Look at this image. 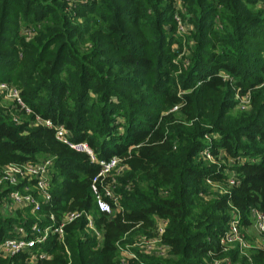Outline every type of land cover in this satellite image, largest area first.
<instances>
[{"label": "trees", "instance_id": "obj_1", "mask_svg": "<svg viewBox=\"0 0 264 264\" xmlns=\"http://www.w3.org/2000/svg\"><path fill=\"white\" fill-rule=\"evenodd\" d=\"M261 1L0 0V81L16 85L32 111L0 103V166L52 160L49 200L25 180L0 191L1 208L27 183L41 199L39 218L28 207L0 209V241L15 225L31 237L32 224L81 212L63 240L51 233L32 249L42 258L20 251L0 254V264H264L263 246L246 256L219 244L233 210L244 238L252 210L264 214ZM22 25L33 29L29 38ZM35 115L98 159L126 164L110 175L111 213L99 211L91 189L99 165L33 123ZM205 150L213 161L202 159ZM110 181L98 180L100 191ZM157 219L165 221L162 254L128 246L155 238Z\"/></svg>", "mask_w": 264, "mask_h": 264}, {"label": "built area", "instance_id": "obj_2", "mask_svg": "<svg viewBox=\"0 0 264 264\" xmlns=\"http://www.w3.org/2000/svg\"><path fill=\"white\" fill-rule=\"evenodd\" d=\"M176 20L178 23V31L184 32L189 28L188 25L181 22V19L179 17H176ZM23 31L24 35L30 36L33 29L27 27L24 28ZM0 93H6L8 96H10L13 100V103L26 114H30L32 112L28 105H26L25 102L22 100L19 89L17 87H11L8 85V83L0 81ZM248 95L249 94L247 93L246 95L241 97L240 102H242L243 104H239L240 107H248ZM15 119L17 120V118ZM33 123L48 128H53L55 130L56 137L58 140L62 141L70 148L78 152L87 154L91 162H94L99 165V172L92 180L91 189L94 194L95 203L99 211L103 213H111L112 209L110 200L116 202L117 199L113 196V185L111 183H114L115 178L110 175H118L127 168L126 164L123 163L122 159L117 156H112L106 160L98 159L86 142H74L70 140V135L68 131L62 125L53 124L50 119H44L41 118L39 115H35ZM202 159L213 161L211 154L206 150L202 152ZM51 166L52 160L49 158L36 162H25L23 164L8 163L3 166H0V187L3 185L13 186L25 180L33 185V188L37 191V194L40 195V197L43 198L44 201H47L50 199L48 189ZM106 177H111V181L107 183L105 182V184L102 185V190L100 191L97 185V181L101 180L102 182V180ZM232 184H234L233 176H231V178L229 179V185ZM29 187L30 184L27 183L21 188L13 189L7 192L1 199L2 209L12 212L14 209L17 208L29 207L32 211L37 212L40 209L41 199H37L36 195L32 193ZM2 188L3 187H1L0 191H2ZM5 198H8L7 202ZM233 212L235 213L234 218L231 219L227 231L220 236L219 244L223 250L229 249L230 246L233 244L241 252L247 247L245 242L246 238H244V235L238 224L239 215L236 210H233ZM80 214L81 212L78 211H70L64 213L62 214L59 222L55 223V221H53L51 224H48L44 227H40L37 223L32 224L31 231L33 232V235L31 237L27 235V230L24 226L15 225L12 230L14 236L0 241V254L6 256L20 251H28L30 253L31 260L35 261L38 258H42L44 256V253H32V249L35 246L43 243L51 233H56L59 239L63 240L64 226L79 217ZM86 218L88 222V227L91 228L96 234H99V232L94 228L93 219L91 218V216L86 215ZM251 218L252 226H254V228L257 230V233L262 238V241L259 246L264 247V214L256 209H253L251 212ZM156 221L157 222L154 227L156 231L155 238H141L139 242L129 246H137L138 249L141 251L146 249L150 252L162 254V251H160V247L156 244H158L160 241L161 235L164 230L165 221L161 219H157ZM121 254L123 256L134 257V254L131 253L130 250H124ZM218 263V260L214 262V264Z\"/></svg>", "mask_w": 264, "mask_h": 264}, {"label": "rangeland", "instance_id": "obj_3", "mask_svg": "<svg viewBox=\"0 0 264 264\" xmlns=\"http://www.w3.org/2000/svg\"><path fill=\"white\" fill-rule=\"evenodd\" d=\"M255 8H262V9H264V1L262 2H257L256 4H255ZM20 32H21V34L22 35H24V27H23V25H22V28H20ZM25 37H28L29 38V36H26V35H24ZM183 42H187V39H184L183 40ZM6 83H8V82H6ZM8 85L9 86H11V87H16V85H13V84H11V83H8ZM0 103L1 104H8V103H12L13 104V100H12V98L10 97V96H8L6 93H0ZM238 104H243L242 102H240L239 101V103ZM16 106V105H15ZM14 115L13 116H17V115H15V113H13ZM1 187H4V185L3 186H1ZM1 187H0V189H1ZM30 188V190L32 191L33 190V188L30 186L29 187ZM32 193L34 194V192L32 191ZM5 200H6V202L8 201V198H5ZM29 208V207H28ZM0 209H1V213L3 214V215H10V214H13L12 212H10V211H8V210H3L1 207H0ZM31 213H29V214H31L32 215V213L33 214H35L36 212H34V211H32L31 209L29 210ZM25 214H22V216H24ZM36 215V217H40L39 215H37V213L35 214ZM51 224V223H50ZM159 227H160V225H159ZM158 227V228H159ZM247 234H248V237L246 238V240H245V242H246V245H247V247L245 248V249H243V251H241V252H243L242 254H246V255H249V253H251L253 250H254V247L253 246H259V244L261 243V241H262V238H261V236L260 235H258V233H257V230L254 228V226L252 227H248L247 229ZM10 235H12V234H10ZM13 237V236H12ZM7 238H9V237H7ZM6 239V238H5ZM44 243V242H43ZM130 244H128V246H129ZM235 247V245H231L230 247ZM134 248H138L137 246H133ZM223 250V249H222ZM223 251H226V250H223ZM225 260H227V259H225Z\"/></svg>", "mask_w": 264, "mask_h": 264}]
</instances>
